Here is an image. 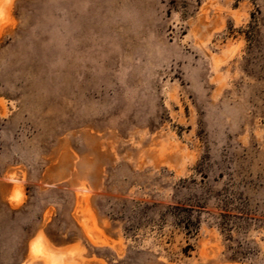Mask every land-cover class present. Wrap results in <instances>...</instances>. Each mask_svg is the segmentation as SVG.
I'll return each instance as SVG.
<instances>
[{"label":"rangeland","instance_id":"obj_1","mask_svg":"<svg viewBox=\"0 0 264 264\" xmlns=\"http://www.w3.org/2000/svg\"><path fill=\"white\" fill-rule=\"evenodd\" d=\"M0 264H264V0H0Z\"/></svg>","mask_w":264,"mask_h":264},{"label":"bare ground","instance_id":"obj_2","mask_svg":"<svg viewBox=\"0 0 264 264\" xmlns=\"http://www.w3.org/2000/svg\"><path fill=\"white\" fill-rule=\"evenodd\" d=\"M37 246H39V245H37ZM41 249V248H40ZM38 250V249H37Z\"/></svg>","mask_w":264,"mask_h":264}]
</instances>
